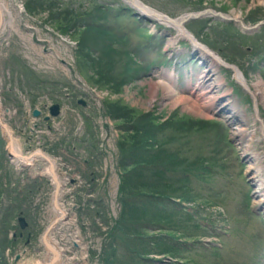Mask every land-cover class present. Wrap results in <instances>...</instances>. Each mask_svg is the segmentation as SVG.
<instances>
[{
	"label": "rangeland",
	"instance_id": "1",
	"mask_svg": "<svg viewBox=\"0 0 264 264\" xmlns=\"http://www.w3.org/2000/svg\"><path fill=\"white\" fill-rule=\"evenodd\" d=\"M43 1L11 0L16 26L0 35L2 121L21 141L22 150L25 152L32 137L33 120L27 113L28 105H42L46 99L68 103L72 109L75 108L74 113L69 112V125L72 128L84 119L91 133H98L99 127L102 136L101 122L115 123L112 119H116L120 123L134 121L142 126L143 131L134 135L129 126H122V129L114 126L110 146L101 138L104 145L100 148L103 150L100 159L108 155L112 157L115 169L109 171V176L115 178V183L109 190L101 184L93 191L81 193L83 201L87 203H83L79 210L81 218L88 217V222L83 223L82 236L90 247L89 264H144L138 255L141 251L153 249V241L162 244L166 241L177 246L178 243L165 239L168 232L176 235L175 239L180 237L186 240L190 235L208 232L209 236L201 241L216 242L212 247L180 252L172 250V254L184 257L181 262L264 264L260 262V256L264 254V215H255L250 211L259 209L261 204L253 185L255 182L248 172L249 163L243 154L244 149L240 148L233 136L232 127L221 115L205 117L186 110L182 104L176 105L175 97L165 96L161 87L156 89L154 98L150 93L151 82L167 83V80L159 76L158 68L148 73L146 65L151 60L161 65L165 56L171 58V63L175 59H180V64L188 61L194 49L190 40H174L176 29L166 23L161 24L153 16L148 17L149 20H140L134 17L137 14L122 12L119 6L123 0H45L46 4ZM142 1L172 19L207 9L222 12L227 17L240 14L249 26L264 19V3L260 0ZM102 4L105 6L99 8ZM101 15L105 18L96 19ZM77 19L83 27L74 25ZM222 20L207 15L191 20L185 26L198 41L224 61L239 66L252 91H257L255 82L264 81V27L260 31L245 33L234 22ZM96 21L105 24L100 28L91 27L97 25ZM59 25H66L67 28L62 31ZM150 34L154 36V47L137 54L136 46L149 44L147 39ZM112 36L115 38L110 40ZM155 49L160 51L154 52ZM158 54L161 56L158 57ZM220 72L247 110L251 126L248 129L253 130V126H256L260 138L261 123L255 116L252 95L236 81L232 69L221 66ZM86 82L92 89L99 90V95L104 97L102 102L99 98H95L96 102L92 99V90L86 89ZM193 83H196V78ZM186 84L180 82L182 88ZM81 97L90 105L78 106L76 100ZM259 100V110L264 120V90L259 94ZM156 130L161 132L156 134ZM148 140L152 143L151 151L147 149L151 145ZM97 141L95 136L93 144ZM141 148L145 160L170 164V171L163 169L167 177L163 175L160 180L159 171L147 170L143 171V177L135 171L131 176L135 174L137 177L123 175L120 180L118 166H121L123 156L137 155L139 152L136 150ZM52 191L42 166L36 165L31 169L18 166L13 161L8 136L0 123V245L6 251L11 249L14 252L18 247H25L27 231H33V243L22 264L34 263L46 250L39 237L50 224L47 207ZM139 191L167 192L190 201L192 205H202L200 218L206 222V226L195 228L194 221L189 218L193 211L187 207L178 211L174 222L167 224L166 213L160 211L164 205H159L162 201L155 203L152 202L154 199L142 198L136 203L140 210L133 214L131 209L127 220L131 225L129 230L126 229L122 218L127 195ZM250 195L251 202L248 201ZM79 200L80 195L77 196ZM90 203L97 204L96 208L89 206ZM164 207L169 212L174 211L169 205ZM13 212L16 215L10 216ZM20 212L30 223L24 238L19 236L22 229L17 216ZM157 223H160L162 230L153 233ZM74 228V224H71L68 232ZM2 253L0 264H10L5 251ZM153 253H150L151 257H166L159 252ZM82 254L79 251V264L83 261L80 258ZM164 260L165 264H174Z\"/></svg>",
	"mask_w": 264,
	"mask_h": 264
},
{
	"label": "bare ground",
	"instance_id": "2",
	"mask_svg": "<svg viewBox=\"0 0 264 264\" xmlns=\"http://www.w3.org/2000/svg\"><path fill=\"white\" fill-rule=\"evenodd\" d=\"M11 0H0V24L3 23V28L0 31V35L4 34V31H6L8 28L13 29L16 26V17L13 13L11 4ZM260 2L264 3V0H260ZM148 9L153 13L154 17L157 18L159 21H164L169 24L171 28L176 29L177 36L174 37V40L178 41L179 39L187 38L193 42L195 45L196 51L200 52L202 56H209V53L211 54L212 59L210 60V70L209 74L207 76L208 79H206L208 82L205 83V76L199 78V82L197 84H194L191 87H187L184 90V94L179 95V89H178V83H177V77L175 74L168 70H163L162 75L163 77L169 79V83H164L162 81L160 82H151V89L150 93L153 97L156 94V89L158 87H161L165 91V96L168 97H175V104H182L184 108L194 114L210 117L211 113L215 111V109L212 108V105L214 104V101L218 98L217 93L221 89H223L226 85L225 78L220 74L219 68L221 66L227 67V63L217 55L216 53H211L209 50L204 47L198 40H196L195 37H193L189 31L184 27V24L182 23V20L184 17L181 18H171L170 16L166 14L160 13L159 10L148 7ZM209 14H214V12H209ZM231 17H233L231 15ZM234 19L238 22H242L241 15H234ZM169 20V21H168ZM232 69L234 71V76L237 78V80L242 83L244 86H246L248 89L252 90L250 85L248 84V80L244 74V72L240 69L239 66L233 65ZM166 75V76H164ZM166 78V79H167ZM255 87L257 88V91H252L253 97L256 101V108L257 111L255 113V116L257 117V120H260L259 116V94L262 93L264 90V81L259 80L258 82H255ZM263 95V94H262ZM154 98V97H153ZM149 103H152V101ZM230 103H227L229 105ZM229 108V107H228ZM228 121L232 123L235 127H233V135L237 138L239 143L242 145L244 149V154L246 158L249 161V167L248 171L252 175V179L255 181V188L256 193H258L259 202H262L264 204V164L262 163V156L260 153L254 152L252 145L249 143V136L253 134V132L249 133L247 128L244 127V124L248 121V118L246 117L244 113H241L239 110H236L232 107L229 108L228 111ZM3 117V110L1 106V99H0V123L2 128L4 129L6 135L8 136V140L10 142V149L15 154L16 160L18 162H21L23 164L32 163L31 157H25L22 155L21 151V144L19 141H17L14 137L13 131L2 121ZM261 130L264 133V120L261 118ZM264 137V135H263ZM252 139H254V136L252 135ZM58 195V193H57ZM47 236V235H46ZM55 239V238H54ZM55 241L58 242L56 239L52 240L51 237H44V242L46 244V247L48 248L49 252L52 254V258L48 261V264H62L61 254L60 252L64 251H58ZM59 248V247H58ZM54 259H58L57 261ZM44 261H40L39 264H44ZM46 264V263H45Z\"/></svg>",
	"mask_w": 264,
	"mask_h": 264
},
{
	"label": "trees",
	"instance_id": "3",
	"mask_svg": "<svg viewBox=\"0 0 264 264\" xmlns=\"http://www.w3.org/2000/svg\"><path fill=\"white\" fill-rule=\"evenodd\" d=\"M43 2H45V4H46L47 1L44 0ZM26 3L30 4V2H28V1H26ZM123 6H126V5H123ZM99 8H103V7L100 6ZM104 18H105V16L104 15H101L99 18H96V19L101 20V19H104ZM96 23H97L96 26H91V27L100 28V26L103 25V23L98 22V21H96ZM78 24H79L80 28L83 27V24L80 23V20L79 19H77L75 21L74 25H78ZM64 26L65 27H63L62 25H59V28L62 31H65V28H67V26L66 25H64ZM124 37H125V35L124 36H121V39H123ZM114 38L115 37L112 36L110 38V40H113ZM115 41H118V40L116 39ZM128 54H130V53L128 52ZM123 115L125 116L124 113H123ZM129 116L130 115L128 114V117ZM132 116H135V115L132 114ZM130 118H132V117H130ZM122 124L124 126H129V130L130 131L132 130L131 134L136 135V134H141L143 132L142 131V126L141 125H138V124H135L134 121L127 120L125 123H122ZM129 130H127V131H129ZM160 132H161V130H156V134H159ZM148 143L151 144V145L147 146V149L151 151L152 148L150 146H152V143L149 140H148ZM136 149H138V147ZM141 150H143V149L141 148L139 150H136L137 152H139V154H137V155L133 153V154H128L127 156H123V159L124 160L121 161V166H123V168L125 169V177L126 176H129V178H135V177H137V176H135V174L133 176H131V174L133 172L135 173V171H137L136 173L141 174V177H143V174H144L143 171L155 170V171H159V173H160L159 178L161 180V178H163L162 176L165 175L164 172L170 168L169 167L170 164L165 163L164 161L154 162V161H151V160H145L144 158H142V151ZM158 163L161 164L160 166L165 171L163 169H161V170L159 169V164ZM146 164L147 165H156V166H154V168H152V166H147ZM143 192H145V191L134 192L133 194L130 193V195L127 196V202H126L127 204L125 206V215L122 218V221H123V224L125 225V228L128 229V230H129L131 224L128 223L127 220H128V218H130L128 216L131 213V209H132L133 214H135L134 212H138L140 210V208L137 207L138 205L136 206V204H134V202H132L131 200H128V197L131 198V197H133V196H135L137 194H142ZM152 193H159V194H164V195H168L169 194L167 192H164V193L163 192H152ZM160 211L166 213V216H164V217L166 219L165 222L167 224H171L172 222H174V220H173V218H174L173 217V213L171 214L169 211H167L166 209H163V208ZM136 222H138V220ZM136 236H138V235H136ZM122 238L125 239V237H122ZM157 247H158V251L157 250L156 251L159 252V253H164V254H166V253H172L171 252L172 250H175V251L177 250L175 247L171 246L170 244H166V243H164L163 245L158 244ZM149 251H153V250H149ZM149 251H141L140 252V255L145 258L146 255H147V253H152V252H149Z\"/></svg>",
	"mask_w": 264,
	"mask_h": 264
},
{
	"label": "water",
	"instance_id": "4",
	"mask_svg": "<svg viewBox=\"0 0 264 264\" xmlns=\"http://www.w3.org/2000/svg\"><path fill=\"white\" fill-rule=\"evenodd\" d=\"M125 1H127L128 3H130L136 9H139V10H142V11L148 9V7L144 6V4L141 1H139V0H125ZM202 15H203V13H193V14H189L188 16H186V17L183 18L182 23H185V22H187L188 20H190L192 18H198V17H200ZM216 17L223 18L222 15H219V16L216 15ZM254 29H256V27ZM82 103H84V102L82 101ZM59 108L60 107H59L58 104L52 106L51 107V113L53 115L59 114ZM39 114H40V111L39 110H35L34 111V115L35 116H38ZM48 119H49V117H46V120H48ZM20 222H21L22 227H25L27 225V222H26V220H25L24 217H21L20 218ZM19 258H20V256L18 255L17 256V259H19Z\"/></svg>",
	"mask_w": 264,
	"mask_h": 264
}]
</instances>
